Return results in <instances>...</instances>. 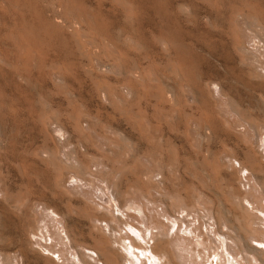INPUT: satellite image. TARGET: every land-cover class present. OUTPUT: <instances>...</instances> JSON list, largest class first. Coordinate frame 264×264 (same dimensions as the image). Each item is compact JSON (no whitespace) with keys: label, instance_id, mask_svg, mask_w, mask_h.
<instances>
[{"label":"bare ground","instance_id":"bare-ground-1","mask_svg":"<svg viewBox=\"0 0 264 264\" xmlns=\"http://www.w3.org/2000/svg\"><path fill=\"white\" fill-rule=\"evenodd\" d=\"M237 2L242 8L231 9L229 22L224 17L213 19L216 15L212 17V8L210 15L196 8V18L218 28L219 47L211 55L220 69L211 67L205 54L199 55L200 71L190 64L170 63L167 70L172 76L167 78L172 84L165 83V91L153 93L155 102L169 103L165 106L168 113L157 116L156 121L134 110L123 119L109 115L103 123L87 108L61 116L50 113L52 101L47 102L46 109L29 111L25 117L1 98L0 114L4 107L7 111L0 122V264H210L206 259L202 262L208 248L200 232L203 218L210 221H204L206 229L226 244L229 254L242 255L248 264L251 255L254 261L264 264V251L251 245L252 241L264 242V11L253 0ZM77 26L73 23L68 29L76 31ZM137 32L131 35L144 37ZM123 33L130 42L136 41L129 32ZM150 33V46L156 38L166 51L167 40L162 32ZM169 42L179 44L177 40ZM18 44L23 54L27 48L20 46L21 40ZM0 61L6 62L1 51ZM96 70L106 69L97 66ZM125 75L131 79L129 83L119 84L113 91L100 90L101 103L139 97L136 83L144 81L145 76L140 64L135 63ZM175 79L180 97L185 98V105L189 104L188 111H182L183 136L192 148L200 149L195 160L202 171L211 173L206 180L201 179V190L206 185L226 187L229 196L221 189L218 194L232 209L234 220L226 210L217 209L204 191L190 203L182 195L170 196L167 191L168 170L172 168H166L169 162L164 164L163 153L173 138L163 127L156 131L153 122L158 126L163 121L179 122L177 115L170 114L174 107L178 109L180 100L175 93ZM19 121L22 127L10 126ZM150 125H154L152 131L158 136H149L145 126L149 129ZM14 132L23 136H10ZM155 140L158 143L152 142ZM208 142L219 143L228 152L214 150ZM137 146L138 153L134 150ZM120 162L127 170L123 180L115 168ZM136 162L143 167L141 173L133 168ZM14 170L20 177L17 185V179H12ZM141 179L148 191L141 188ZM31 180L38 184L43 199L18 196L24 190L30 195L27 185ZM181 224L183 233L188 230L191 239L178 235ZM172 229L173 234L169 232ZM194 251L201 262L195 261ZM214 255L219 257L218 264H226L220 252Z\"/></svg>","mask_w":264,"mask_h":264},{"label":"rangeland","instance_id":"rangeland-1","mask_svg":"<svg viewBox=\"0 0 264 264\" xmlns=\"http://www.w3.org/2000/svg\"><path fill=\"white\" fill-rule=\"evenodd\" d=\"M234 1L232 3L231 0H0V51L6 61L5 63L0 61V100L4 97L5 102L12 105L15 112L22 113L24 116L29 111H39L38 108L46 109L47 102L52 101L50 113L61 116L70 112L84 111L87 108V111L93 117L99 118L102 123L108 120L109 115H115L116 118L123 119L122 116L131 115L133 112H139L150 121H156L157 116L168 113L166 107L169 106V103L166 101L155 102L156 99L153 93L157 90L165 91V85L172 84L169 83L170 80L167 78L172 76V73L167 70L170 63H174V66L177 64L183 65V63L190 64L195 70L200 71V65L198 64L200 56L205 54L211 67L213 65L218 67L215 57L211 55L215 47H219V44H216L219 40L216 37L218 28L216 29L208 24L205 25L203 20L195 17V12L201 7V12L204 11L210 15L214 9L215 12L213 11L211 14L212 17L213 15L216 16L213 19L216 18L218 21L219 18L224 17L229 22L232 16L231 9L233 8L235 11L239 7L242 8L238 2L236 3V0ZM253 2L254 5L264 11V0H253ZM245 9L247 10V8ZM221 11L222 13L227 12V15H223ZM73 23L78 25L76 31L68 29V26ZM135 30L140 35L144 34V37L131 35ZM123 31L129 32L132 40L136 41L130 42L124 36ZM150 32L156 34L162 32V37L167 40L168 48L166 51L162 49L161 43L156 38L153 39V46H150V34H152ZM230 39L232 40L231 37ZM18 40H21L22 44L20 46L27 48L23 54L19 53ZM171 40H177L179 44L169 42ZM231 46L233 48L235 45L231 44ZM175 56L176 61H173ZM170 57L173 59H170ZM135 63L140 64L145 74L144 81L136 83L139 97L135 100L134 98L124 100L126 102L101 103L98 97L100 90L106 88L113 91L119 84L129 83L131 79L125 75V72ZM97 66L106 69L105 72L97 71ZM90 67L94 68L93 72L89 71ZM218 68L220 69V67ZM235 71L238 73L237 69ZM174 81L176 82L173 83L175 93H177L176 95L180 100L177 102L178 109L174 107L170 114L174 117L177 115L179 122L171 120L170 123L166 124L163 121L159 126L156 122H153L156 131L163 127L164 131L169 132V135L173 138L166 143L163 153L164 164L169 162L166 168L173 169H171L172 172L168 170L170 185L168 184L167 191L170 192V196L171 193L182 195L188 203L192 202L200 191H204L206 198L212 199L217 209L220 211L226 210L225 212H229L230 218L234 220L232 209L227 203L223 202L218 194L222 190V193L229 196L230 192L226 187H221L220 190L206 185V188L203 191L201 190V179L206 180L211 176V173L208 170L206 172L202 171L201 166L195 160V157L200 154V149L197 151L198 148H192L190 141L183 136L184 133L182 132L185 126L182 115L184 111H188L189 104L185 105V98L183 99L179 95L178 80L175 79ZM46 85L49 88H45ZM141 102L144 104L141 105ZM115 103L121 104V106H116ZM134 104L137 105L139 111L137 108L135 109ZM127 105H129V109L125 107ZM133 106L134 108H130ZM193 107V111L198 113V110H195V104ZM1 111L0 122L2 121V114L7 111L6 107ZM131 111L133 112L130 113ZM176 112L177 114H175ZM22 125L21 121L10 124L11 127L15 128H20ZM150 126L149 129L151 130L147 129L148 126H145L149 136H158L157 132L155 134L152 131L153 126ZM13 135L23 136L18 132L10 134V136ZM7 136L9 137V135ZM174 137L176 140H174ZM177 137L180 138L177 140ZM156 141L152 142L158 143ZM208 143L213 146L212 149L214 150L217 148L216 150L219 149L221 153L228 152L227 148L223 149L218 146L219 143ZM138 149L137 146L134 149L135 152L138 153ZM195 151L196 153L193 155ZM166 153L167 155H165ZM183 154L185 155L183 156ZM120 163L116 164L115 168L118 174H121L119 178L123 180L124 173L127 170H125L124 164L121 163V165ZM139 163L136 162L133 168H137L138 172L141 173L143 167H140L141 163ZM213 166L217 167L216 165ZM225 173L228 176L230 175L228 172ZM12 175L15 177H12L13 181L17 179L15 181V185H17L20 177L15 170L14 174L12 171ZM33 182L27 185L30 195L27 196L25 190L21 194L15 190L17 194L19 193L18 196L23 199L26 197L32 200L43 199L44 195L41 190H38L40 189L38 184ZM141 182L142 179L139 183L142 186L141 188L146 191V183L143 184V181L141 184ZM220 183L225 184L224 181H220ZM200 214L203 215V212H200ZM188 219L190 220L191 216H188ZM204 221L206 223L210 221H207L206 218L200 220L201 236L209 249L207 248L204 251L206 252L203 253L204 256L201 254L203 256L202 262L206 259L210 264H218L219 257L215 256L214 253L220 252L226 264H248L242 255H235L233 249L231 251L234 253L229 254L226 244L223 245L218 237L213 238L210 229H206ZM183 227V224H181L178 235L191 239L188 230L183 233ZM261 228L264 231V225ZM223 230L226 231L225 228ZM173 231L175 232V229H172V232L169 230L172 234ZM153 232H156V230ZM227 242L228 244L232 243L231 241ZM149 243L151 244L152 240H149ZM220 245L221 247H219ZM251 245L264 251V242L252 241ZM231 246L235 247V244L233 243ZM195 253L194 251L195 261L201 262ZM205 254L209 256L207 257ZM189 255L190 253L186 254L188 257ZM248 257L250 259L249 264H261L259 260H255V262L251 255Z\"/></svg>","mask_w":264,"mask_h":264}]
</instances>
